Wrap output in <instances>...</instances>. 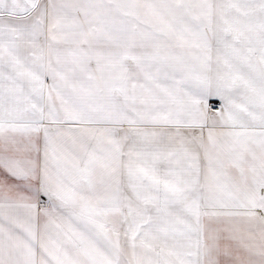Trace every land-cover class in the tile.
<instances>
[{"label":"snow or ice","instance_id":"6c2138e0","mask_svg":"<svg viewBox=\"0 0 264 264\" xmlns=\"http://www.w3.org/2000/svg\"><path fill=\"white\" fill-rule=\"evenodd\" d=\"M0 264H264V0H0Z\"/></svg>","mask_w":264,"mask_h":264}]
</instances>
